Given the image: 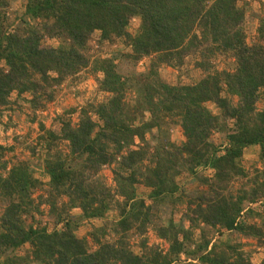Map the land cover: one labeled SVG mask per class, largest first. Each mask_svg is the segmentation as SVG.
<instances>
[{"label": "trees", "instance_id": "1", "mask_svg": "<svg viewBox=\"0 0 264 264\" xmlns=\"http://www.w3.org/2000/svg\"><path fill=\"white\" fill-rule=\"evenodd\" d=\"M23 1L14 26L6 13L10 0H0V108L12 106L17 93L19 100L30 95L26 101L35 113L44 111L58 87L86 70L101 75L99 90L109 98L67 110L58 130L39 124L46 151L40 169L49 181L38 199L41 180L26 162L9 168L5 158L13 148L0 145V264H177L182 256L200 264H254L229 237L211 238L236 234L264 247V170L243 165L245 151L256 146L264 162V109L258 108L264 102V17L248 44L247 10L239 0ZM136 18L141 24L132 35ZM97 32L101 43L124 42L130 52L120 55L126 59L152 58L149 73L124 76L114 57L92 58L90 40ZM46 39L60 44L48 46ZM219 58L229 60L226 69H216ZM187 59L204 73L197 83L161 80L160 67L180 69ZM173 125L183 130L180 145L171 141ZM216 132L226 136L223 151L211 141ZM104 167L112 168L114 186L101 181ZM183 174L202 188L182 190ZM140 186L149 190L150 203L139 195ZM43 205L60 229L27 224ZM182 206L189 229L172 217ZM74 208L82 211L78 220L70 216ZM163 208L171 216L159 224ZM112 209L117 221L95 227L90 241L77 236L81 221L104 220ZM151 228L169 243L167 251L148 245ZM134 235L141 253L130 246ZM26 245L30 250L19 256Z\"/></svg>", "mask_w": 264, "mask_h": 264}, {"label": "rangeland", "instance_id": "2", "mask_svg": "<svg viewBox=\"0 0 264 264\" xmlns=\"http://www.w3.org/2000/svg\"><path fill=\"white\" fill-rule=\"evenodd\" d=\"M23 0H10V6L7 9V18L11 22H15L16 18L21 16L24 12ZM240 7H246V20H245V30L247 34V42L251 44L257 37V29L259 26L260 18L264 17V0H239ZM16 26L19 24L18 20L14 23ZM140 20L138 18L133 19L129 25V33L136 35L140 28ZM45 44L52 47H57L60 44L59 40L46 39ZM90 49L92 58H115V63L118 65V70L120 74L124 76H131V74L141 75L149 73L151 68L152 58L143 59L139 62L132 61L131 59H126L122 57V54H128L130 49L125 46L124 42L118 41L115 44L112 43H101L100 33L97 32L90 40ZM193 59H187L185 65L180 69H174L168 66H162L159 69L160 78L167 84L170 85H192L197 83L203 76L200 70L196 69L194 66ZM229 60L224 58H219L215 61L214 65L218 70H224L228 67ZM101 77L100 74L96 75L90 70L83 71L75 78H68L60 87L56 89V99L53 103L49 104L46 110L34 112L29 103L26 100L30 99V95H24L22 99H18L17 93L11 95L12 106L9 108H0V145L13 148V151L8 152L5 160L9 162V168L18 162H26L31 167L34 176L39 178L42 182L43 190H39L35 193L34 198L38 199L40 195L43 194L45 188L47 187L49 178L40 169L42 160L46 157V151L44 145L40 140L41 130L39 127L40 123H43L46 128L58 130V117L63 115L67 110L72 108L81 109L83 106L92 102H103L109 95L101 92L99 90L98 78ZM130 92V90H129ZM134 92L129 93V100L133 99ZM226 95V94H224ZM235 100V99H234ZM237 100H235L236 102ZM207 108L211 110L215 115L220 114L217 107L209 103ZM260 110L264 109V102L258 104ZM36 118V122H32V119ZM149 118V116H146ZM74 122H78V113L73 117ZM170 137L171 141L177 145L182 144L185 141L183 130L179 125L170 127ZM149 136V135H148ZM148 139L154 144L155 142L149 136ZM211 141L220 146L222 151L226 145V136L221 133H214L211 136ZM138 142V141H137ZM60 149L64 153L68 152L67 145H60ZM260 148L258 146L249 148L245 151L243 165L248 171H254L256 169L264 170V162L260 160L259 157ZM200 172L205 176L211 178L213 172L211 170L201 169ZM99 177L108 186H114L113 173L111 167H104ZM178 183L182 187V190L193 193L198 188H202L199 182L195 180L189 174H183L178 178ZM149 190L144 186L139 187V195L148 200ZM66 199H64V202ZM2 203L0 202V209L2 208ZM257 210H261L260 206H254ZM185 206L180 207L174 212L173 220L176 223H182L185 229H189L190 225L187 222ZM41 214L35 215L34 219L27 218V224L33 225L35 228H47L49 232L54 229H60L61 226L56 225L55 218L51 216L50 208L47 205L41 207ZM119 212L115 209L110 210L104 220H83L80 222L76 233L79 238H86L88 241L91 240L90 233L95 227H102L104 223L115 222L119 219ZM70 216L73 219H79L82 216V211L79 208H74L70 210ZM170 210L162 209L159 212V218L156 219L157 223L161 224L162 220L165 221L170 219ZM160 219V220H159ZM251 222H254L253 220ZM259 222V220H255ZM202 228H196L194 233V239L197 240L200 237ZM229 237L230 243L232 245L240 244L242 251L249 254L252 262L254 264H264V247L260 246L257 240L252 238H245L236 234L230 235L225 234L224 238H221L217 233H214L211 241L212 243L219 242L220 240H225ZM149 246L159 247L163 251L169 249V243L161 240L155 230L152 228L148 230L146 234ZM140 237L134 235L130 239V246L136 253H141L140 250ZM30 250V246L26 245L23 250L17 252L19 256L24 255ZM200 264L197 261L187 259L182 256L181 261L177 264Z\"/></svg>", "mask_w": 264, "mask_h": 264}]
</instances>
